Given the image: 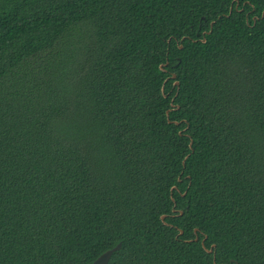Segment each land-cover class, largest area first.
I'll return each instance as SVG.
<instances>
[{
    "label": "trees",
    "instance_id": "obj_1",
    "mask_svg": "<svg viewBox=\"0 0 264 264\" xmlns=\"http://www.w3.org/2000/svg\"><path fill=\"white\" fill-rule=\"evenodd\" d=\"M117 244L264 264V0H0V264Z\"/></svg>",
    "mask_w": 264,
    "mask_h": 264
},
{
    "label": "water",
    "instance_id": "obj_2",
    "mask_svg": "<svg viewBox=\"0 0 264 264\" xmlns=\"http://www.w3.org/2000/svg\"><path fill=\"white\" fill-rule=\"evenodd\" d=\"M174 78V76H173ZM177 84V83H176ZM164 219V216H161V220ZM195 232V231H194ZM181 233V232H180ZM120 244H117V246H115L113 249L111 250H108L106 252H104L103 254H101L100 256H98L92 264H107L111 254L114 252V251H117L120 249ZM208 253H211V250H208Z\"/></svg>",
    "mask_w": 264,
    "mask_h": 264
}]
</instances>
